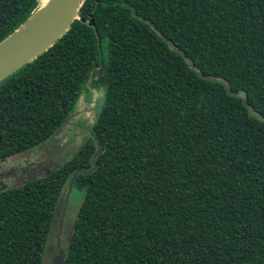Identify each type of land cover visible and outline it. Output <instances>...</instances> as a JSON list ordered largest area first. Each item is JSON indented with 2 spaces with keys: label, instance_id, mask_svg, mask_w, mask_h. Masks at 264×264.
<instances>
[{
  "label": "trees",
  "instance_id": "16d2710c",
  "mask_svg": "<svg viewBox=\"0 0 264 264\" xmlns=\"http://www.w3.org/2000/svg\"><path fill=\"white\" fill-rule=\"evenodd\" d=\"M39 1L0 0V42ZM182 56L264 117V0H84L0 82V162L56 135L84 91L104 96L64 163L0 186V264H50L56 206L97 142L64 264H264V124Z\"/></svg>",
  "mask_w": 264,
  "mask_h": 264
},
{
  "label": "water",
  "instance_id": "95a60500",
  "mask_svg": "<svg viewBox=\"0 0 264 264\" xmlns=\"http://www.w3.org/2000/svg\"><path fill=\"white\" fill-rule=\"evenodd\" d=\"M83 1L84 0H48V2L44 4V0H40L38 7L33 12V14L13 33H11L9 36H7L4 40L0 42V82L11 74H13L14 72H16L28 62L35 59L42 52L50 48L54 44V42L68 30L71 23L75 19H78V11ZM87 23L89 26L94 28V31L97 35V44L99 47L100 38L98 36V32L95 27L92 16H90ZM170 48L175 52L180 53V51L173 45H170ZM182 57L185 63L189 66V68L195 71L199 76H201L205 80L222 84L226 89L228 95L241 99L242 104L246 108L248 115L264 124V117L260 115L257 111L253 110V108L247 103V97L244 92H233L227 81L222 78H217L211 75H202V73L196 69L191 60H189L185 56ZM80 113L81 112H75L73 114L68 115L66 119L62 122L60 131L58 132H62L66 135L68 133V127L77 128L78 125L72 123V120L77 118ZM88 133H90L89 130ZM71 153H73V151ZM99 153L100 144L97 142L96 151L90 158L92 163L91 168L89 170H75L67 184L63 200L60 199L58 201L54 213V218L51 224L52 227H56V224L59 219L58 233H60V229L62 228L63 218L67 210L70 193L72 192L73 184L78 174H89L93 172L97 167V165L95 164V158ZM65 161L66 157H62L60 161H57V165H59L60 163H64ZM54 165L56 164L54 163ZM57 248L58 253L51 259L50 264L65 263V254L67 248L65 249V247H63L62 249L59 245H57Z\"/></svg>",
  "mask_w": 264,
  "mask_h": 264
},
{
  "label": "flooded vegetation",
  "instance_id": "af4514ba",
  "mask_svg": "<svg viewBox=\"0 0 264 264\" xmlns=\"http://www.w3.org/2000/svg\"><path fill=\"white\" fill-rule=\"evenodd\" d=\"M83 111L84 110L78 111L81 112L79 115L80 118H77L74 121L72 120V123L78 125L77 128H73L75 131L74 133H72V135H68V134L65 135L62 132H58L56 135L52 136L46 142L24 153L25 156L24 160L28 159L30 161L28 163H25L24 166L18 163L17 164L18 168L13 167L9 172V174H11L13 177L16 176L17 171L21 173V175H19L20 177L18 178L15 177L14 179L15 182L18 183L21 180H25L26 182L35 177L43 176L46 175L47 173H51L54 168L62 164L60 163L59 165H57L58 164L57 161H60L62 157H66V159H68L72 154L71 153L72 151L74 153L85 143V141L88 139L87 136L89 135V133H88V127L86 125L87 120L85 118H81ZM54 163L56 165H54ZM2 175L0 174V177ZM71 214H72V207L70 208V206L67 205V210L63 218V223H62V228L60 229V233H58L59 232V228H58L59 219H58V222L54 229L55 232H53L52 235V237H54L52 245H50V248H48L51 252L50 263H51V259L58 253L57 245H59L60 248L63 249L64 244H66L68 240V236L70 234V228H71V224H70Z\"/></svg>",
  "mask_w": 264,
  "mask_h": 264
},
{
  "label": "rangeland",
  "instance_id": "374dc122",
  "mask_svg": "<svg viewBox=\"0 0 264 264\" xmlns=\"http://www.w3.org/2000/svg\"><path fill=\"white\" fill-rule=\"evenodd\" d=\"M103 99H104V96H103L102 90L90 88V89L83 92L81 99H79V101H78L79 103L77 105V109L78 110H84V113L86 114L84 116L85 119H89L87 121V124H86L87 126H88L89 122L94 117H96V115L99 113L101 106H102V103H103ZM74 131L75 130L72 127L67 128V132H68L67 134H69V135H72V133H74ZM24 157H25L24 154H20V155L14 156L12 158H9L4 162H0V174L1 175L3 174L0 177V186L11 187V186H15L19 183L21 184V183L25 182V180H21L18 183L14 181L15 177L16 178L20 177L19 175H21V173H19V171L16 172L15 177H13L11 174H9L10 170L13 167H17L18 163H20V164H22V166H24L25 163H28L30 161L28 159L24 160ZM81 200H82V193L79 191H76V190H72V192L70 193L68 204H69L70 208L72 207L73 213L75 212L76 208L79 206ZM52 230H53V227H52ZM52 230H51V234H52ZM51 234H50V236H51ZM49 238L50 237L48 236V239ZM51 245H52V243H51Z\"/></svg>",
  "mask_w": 264,
  "mask_h": 264
},
{
  "label": "bare ground",
  "instance_id": "6f19581e",
  "mask_svg": "<svg viewBox=\"0 0 264 264\" xmlns=\"http://www.w3.org/2000/svg\"><path fill=\"white\" fill-rule=\"evenodd\" d=\"M47 2H48V0H44V2H43V3H44V4H46Z\"/></svg>",
  "mask_w": 264,
  "mask_h": 264
}]
</instances>
